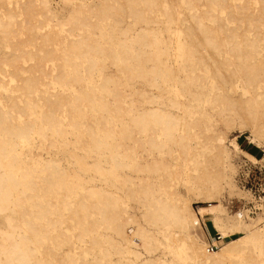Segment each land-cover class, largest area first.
<instances>
[{
    "label": "bare ground",
    "instance_id": "6f19581e",
    "mask_svg": "<svg viewBox=\"0 0 264 264\" xmlns=\"http://www.w3.org/2000/svg\"><path fill=\"white\" fill-rule=\"evenodd\" d=\"M73 1L57 33L49 0H0V264H264L256 193L229 223L218 196L262 160L236 139L264 147V0Z\"/></svg>",
    "mask_w": 264,
    "mask_h": 264
},
{
    "label": "rangeland",
    "instance_id": "374dc122",
    "mask_svg": "<svg viewBox=\"0 0 264 264\" xmlns=\"http://www.w3.org/2000/svg\"><path fill=\"white\" fill-rule=\"evenodd\" d=\"M84 1L86 3H88L93 8L99 6V4L101 2V0H84ZM49 2H50V8L53 11L50 12V14H51L50 15V19H45V20H43L44 22L43 21L41 22V28L42 29H40V32H45V30L46 31H50L51 29L57 31L56 30L57 27L55 25L58 22L57 20L58 19H65L67 17V15L71 11V7H72V5H70V4H73L74 1L73 0H67V3H65L66 2L65 0H49ZM230 2H232L231 5L234 6V4H233L234 2H236V4L239 3V5L240 4L243 5L244 2H247V1H244V0H234V1L228 0V3H230ZM176 4L178 6V9L181 10L182 13L184 14V16L187 17L186 20H184V21L182 20L183 23L185 21H193L194 20V17L191 14H188V7H187L186 3L184 2V0H178V2H176ZM245 6H249V8H251L248 12L254 11L255 8H256L255 0H248V5H245ZM199 7H201V6H199ZM217 19H218L217 17H213L212 20H211V21H213L212 23H215L217 21ZM55 21H56V23H55ZM53 24H54V26H53ZM157 27H159V25ZM57 33H59V32L57 31ZM63 33L68 34L69 32L64 31ZM263 34H264V32H263ZM263 38H264V35H263ZM175 44H176V39L173 40V45H175ZM3 51H4V48L2 46V39L0 38V56H2ZM22 64L26 67L28 64L32 65L33 62L26 63V64L22 63ZM49 64H51L50 67H52V63L49 62L48 64H46V67L48 66L47 67L48 69L50 68ZM23 65L21 67H23ZM112 69H113V67H111V69H109V71L110 72H115V70L111 71ZM111 74H113V73H111ZM18 77L19 78L23 77V74L18 76ZM0 78H2V75H0ZM181 82H182V80L180 79V83ZM4 84H6L7 87H10L11 85H13L12 87H14V84H16V82H11V80L8 77H5ZM136 85L138 86L139 83H137ZM181 87H182V85H181ZM9 94H10V92L4 93L2 95L4 97V100H9V98H10ZM13 94H15V92H13ZM226 132H227V135H228L229 138H233L234 135L237 133L236 132V128L230 129V130H226ZM249 135H250V132L247 129L244 133L239 134L237 136L236 140L238 141V143H240V145L244 149L247 146L258 148L257 150L260 153L259 154L260 156L258 158H260L262 160L260 162H258V163H254L249 158L245 157L242 154H236V155L234 154V156L232 158V161H233V163H235L237 171L234 172L235 174H233V173L230 174V177H231V181H233L232 183L234 184V186L235 185L236 186L232 190L227 187L228 189L226 188V189H224L222 191L221 194H218V196L220 195L222 203H223L222 204V211L219 212V216L221 217V219L224 222L227 221L226 223H229V222L233 221V218H234V216H235V214L237 212H242L243 216L247 217L245 209L247 207H249L250 202L253 199L252 193L253 194H255V193L259 194L260 186H263L262 188L264 189V147H258L255 144L250 143L249 142ZM231 136H233V137H231ZM47 148L48 147H46L45 150L43 151V154H44L45 157L49 156L47 151H50L49 150L50 148L49 149H47ZM54 157H56V158L59 157V154L55 155ZM63 163H64V165L66 164L67 167L70 166V163L66 159L63 160ZM232 175H233V177H232ZM100 181L101 180L98 177V182L100 183ZM190 184H192V183L190 182ZM176 188L180 192V194L190 202L191 207L194 210H196L197 212H199L198 209L203 204L201 202L202 197L199 196V195L194 194L191 191H189L188 190V185L183 180L176 181ZM237 192H239V193H237ZM223 210H225V211L223 212ZM199 217H200V215H199ZM200 218H201L200 221L202 223L203 218L202 217H200ZM207 219H209L210 221H207ZM205 220H206V224H207V228L205 229L206 232L215 233L217 230L215 229V227L213 225L212 217L211 216H206ZM195 229H196V232L198 233V235L200 237L202 236L201 239L204 242L205 241L208 242V238H207V236H205L206 234L203 233L201 227L197 226V227H195ZM199 232H200V234H199ZM242 232H243V230H241V231L239 230V232H236L234 234L235 237L240 235V234H243ZM228 239L229 238H222L220 244L224 243ZM164 258H165L167 264H175V263H173L174 262L173 257L170 256L169 254L167 256H165ZM183 264H190V263L183 262Z\"/></svg>",
    "mask_w": 264,
    "mask_h": 264
},
{
    "label": "built area",
    "instance_id": "2783aa9c",
    "mask_svg": "<svg viewBox=\"0 0 264 264\" xmlns=\"http://www.w3.org/2000/svg\"><path fill=\"white\" fill-rule=\"evenodd\" d=\"M260 192L259 194H256L255 201L251 204L250 211L251 215L257 214L258 212L264 211V190L259 188ZM203 227H206L205 223H203ZM221 242V235L216 231L215 233H212V235L209 234L208 238V251L214 252L218 249L219 243Z\"/></svg>",
    "mask_w": 264,
    "mask_h": 264
},
{
    "label": "crops",
    "instance_id": "0c3cea01",
    "mask_svg": "<svg viewBox=\"0 0 264 264\" xmlns=\"http://www.w3.org/2000/svg\"><path fill=\"white\" fill-rule=\"evenodd\" d=\"M248 148H250L252 151H249ZM247 151H249L250 153L256 155V154H260L259 151L257 150L258 148H255V147H251V146H247L245 148ZM257 156V155H256ZM258 157V156H257ZM207 221H210L209 219H207ZM211 232V231H210ZM212 233V232H211Z\"/></svg>",
    "mask_w": 264,
    "mask_h": 264
},
{
    "label": "trees",
    "instance_id": "16d2710c",
    "mask_svg": "<svg viewBox=\"0 0 264 264\" xmlns=\"http://www.w3.org/2000/svg\"><path fill=\"white\" fill-rule=\"evenodd\" d=\"M248 150H249V151H252L250 148H248ZM256 155H257L258 157L260 156V155H258V154H256Z\"/></svg>",
    "mask_w": 264,
    "mask_h": 264
}]
</instances>
